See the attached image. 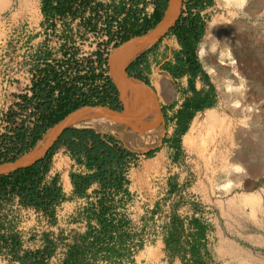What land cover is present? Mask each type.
Returning <instances> with one entry per match:
<instances>
[{"label":"rangeland","instance_id":"obj_1","mask_svg":"<svg viewBox=\"0 0 264 264\" xmlns=\"http://www.w3.org/2000/svg\"><path fill=\"white\" fill-rule=\"evenodd\" d=\"M184 1L181 0L179 15L186 10ZM261 2L213 0L202 11L206 24L205 34L198 45V55L209 80L199 77L196 85L205 92L214 88L215 104L196 112L194 117L202 114L204 118L209 109L215 108L221 121L217 126L201 128L190 146L184 143L183 134L174 160L176 164L156 159L147 168L151 173L163 166L166 173L160 180L157 176L158 186L164 189L170 186V180L167 183L164 180L169 176L181 192L179 203L193 200L198 211L191 214L184 209L174 214L169 222L168 208L163 206L172 203L174 198L159 196L161 204L157 209L160 212H152L156 205L150 207L149 204L154 198L144 197L148 211L144 213L142 222L134 221L130 226L132 231L141 235V249L135 254L137 256L130 255L126 264H264V15L257 17ZM149 11H152V6H149ZM216 18L217 32L237 36L236 40H232L231 56L223 54L218 46H208L204 53H200L210 25ZM222 19H227L228 24H222ZM43 20L41 0H0V138L6 131V115L16 100L15 94L24 91L35 55L48 38ZM225 40L229 41L228 38ZM50 44L55 49L59 46L56 36H51ZM179 47L175 35H167L163 41L155 40L143 51L155 50L150 59L141 61L142 76L147 82L128 73L132 79L151 88L157 100L156 115L163 124L162 136L170 135L175 127L172 121H164L162 106L169 108L193 94V91L185 90L189 87V75L175 80L168 72L159 70V63L164 60L172 62ZM115 49L112 50V57ZM136 59L124 68L127 70ZM120 104L122 112L126 106L121 91ZM169 114H174V110L170 109ZM103 133L114 134L128 148L137 150L141 158L146 151L159 149L161 144L141 149L139 143L129 142L121 133ZM233 167L239 170L234 171ZM192 187L200 189L201 193L211 189L220 203L211 199L214 203L208 204V199H203L200 192L197 196L190 190ZM21 215L27 213L19 212L18 216ZM196 221L202 227H198ZM46 223L42 221L40 224ZM217 227L222 237L206 235V230L214 231ZM192 232H196L197 237L191 236ZM102 259L99 258L100 262Z\"/></svg>","mask_w":264,"mask_h":264},{"label":"trees","instance_id":"obj_2","mask_svg":"<svg viewBox=\"0 0 264 264\" xmlns=\"http://www.w3.org/2000/svg\"><path fill=\"white\" fill-rule=\"evenodd\" d=\"M169 1L41 0L42 25L48 38L35 55L28 84L23 92L15 94L16 100L6 115V131L0 138V163L14 161L30 152L50 128L77 109L107 106L121 111L120 91L111 71L109 74L112 50L154 28L163 19ZM212 3L213 0H185L186 10L160 38L161 41L167 35L177 37L181 48L175 53L176 63L168 62L164 69L175 76L189 75L188 88L193 91L176 116L181 136L188 130L196 112L215 104L214 88L205 92L196 86L199 77L209 80L199 60L198 45L205 34L202 11ZM150 4L152 12L147 10ZM52 35L59 42L56 49L50 44ZM144 56L145 52L141 53L127 67L131 77L142 81H146L140 66ZM114 117L120 122L121 118ZM176 142L180 145L181 138ZM62 146L69 150L72 158L91 170L86 174L71 173L77 195L86 196L95 181L101 184L96 191L100 195V210L90 215L97 219L99 226L89 223L88 230L76 236L64 264H96L89 257L92 247L110 243L113 232L120 229L125 230L123 237L130 236L127 232L129 221H117L115 214L112 215L114 207L109 204L119 192L130 194L126 186L129 183L127 173L139 159V154L127 148L121 139L93 128L66 127L47 152L32 164L0 174V211L3 200L18 197L21 205L53 217L65 193L57 178L48 183L46 176L52 156ZM157 149L143 154L151 157ZM196 224L202 227L197 221ZM2 226L0 223V228ZM123 240L120 243L123 244ZM0 241L20 245L15 235L9 239L0 234ZM37 263L44 262L38 259Z\"/></svg>","mask_w":264,"mask_h":264},{"label":"crops","instance_id":"obj_3","mask_svg":"<svg viewBox=\"0 0 264 264\" xmlns=\"http://www.w3.org/2000/svg\"><path fill=\"white\" fill-rule=\"evenodd\" d=\"M180 48L181 47H179V49ZM153 51H155L153 48L146 50L145 56L141 61L149 60ZM166 63L168 62H165V60L159 63L160 71L168 72V74H170L175 80L187 77V75L175 76L167 71L164 69ZM172 63H176L175 57H173ZM142 65L141 62L140 66ZM185 90L190 92L188 87L185 88ZM185 100L186 99L179 102V104L176 103L171 105L169 108L162 106L164 121H172L175 127L170 135L162 136L160 147L154 152L153 156L147 157L144 155V158H141L139 154L137 165L132 166L128 170L127 177L129 178V183L126 186L128 187L130 194L128 195L125 192H119L109 203L114 207V209H112V215L115 214L117 221L125 219L126 221H129L130 226L134 221L139 222V220H141L140 222H142L144 213L148 211V204L145 203V198H149L150 196L154 199L150 200L151 203L149 206L154 207V205H156V207L151 210L152 212H155L156 210L160 212V209H157V206H160L161 204L159 196L175 199H173L172 203L170 202L167 203L165 207L163 206V208H168L169 222L174 214L180 211L183 212L184 209L186 212H191V214L194 211H198V208L195 207L196 203L193 200L187 201L185 204L179 203L181 192L175 187V185H173L169 176L164 180L167 183V180L169 179L170 186H167L165 189L158 186L156 180L158 178L159 180L162 179V176L166 173L163 166L159 168L157 172L150 173L147 169L148 165L154 162L153 160L157 159L158 162H165L166 160L174 161L178 155V148L180 145L177 144L176 140H179L181 135L178 132L176 116L182 108ZM170 109L174 110V114H169ZM188 130L184 134H186ZM110 135L115 136L114 134ZM129 149L133 152L137 151L133 150V148ZM51 162L46 181L50 183L54 178H57L58 184L63 188L65 198L56 206L53 217L42 210L21 205L18 197H14L12 200H3V207L0 211V223L3 226L0 228V234L9 239L12 235L17 236L20 240V245H7L4 244L3 241H0V264H38V259L43 260V264H64L69 254L70 244L75 241L76 236L85 233L88 230L89 223L94 224L96 227L99 226L97 219L95 217H90V215L94 210H100V195L96 192L101 187L100 182H93L88 189L87 195L79 196L74 192L71 173L86 174L91 170H89L84 164H81L72 158L69 150L65 146L59 148V150L52 156ZM174 164H176L175 161ZM157 176L159 177L157 178ZM190 190L193 193H197V196L201 191L195 187L190 188ZM200 194L203 199H208V204L214 203L211 199H215V195L211 189L208 190L207 193L200 192ZM214 201L220 203L219 199H215ZM19 212L27 213V215L18 216ZM110 216L111 215L108 214V217ZM189 217L192 216L190 215ZM42 221L47 223L45 225L40 224ZM62 222H66L65 225L63 224L64 227ZM130 226L127 230L130 236L123 237L125 230L120 229L113 232V239L110 243L106 242L103 245L98 244L92 247L89 254L90 260L96 264H102V262L104 264H126V260H128L130 255L131 257L137 256L135 254L141 249L139 247V238L141 235H139L138 231H132ZM138 227L139 226L137 225V229ZM194 231L198 230L194 228ZM206 235L209 237L223 236L219 227L215 228L214 231L206 230ZM191 236L197 237L196 232H192ZM120 237L121 239L124 238L123 244L120 243L121 239L117 240ZM50 240L53 241V244L49 243ZM109 248H113V250L111 251ZM99 258H103L101 262Z\"/></svg>","mask_w":264,"mask_h":264},{"label":"bare ground","instance_id":"obj_4","mask_svg":"<svg viewBox=\"0 0 264 264\" xmlns=\"http://www.w3.org/2000/svg\"><path fill=\"white\" fill-rule=\"evenodd\" d=\"M180 3L181 0H171V6L165 18L157 27L152 28L150 33L146 36L139 35L123 43L115 49L113 57L109 60L113 80L118 85L121 91L122 101L126 106L124 111L118 113L109 110L107 107H86L75 111L66 121L55 125V128H50L38 142L37 146L23 158L33 159L41 155L56 137L61 129V125L64 123L73 127L94 128L99 132L121 133L129 142L131 141V143L133 142L135 144L139 143V148L141 149H148L153 146L156 147V145L160 143L163 134V124L161 118L156 115L155 110L157 100L148 85L129 78L126 67L124 68V66L135 60L141 52L149 48L151 44L167 30L179 14ZM263 15L264 1L262 0L260 3V12L257 14V17L260 18ZM216 22H218V18L212 21L209 28V35L202 43L200 53H204L208 46H218L223 54L225 53L227 56H231L230 47L233 45L232 40H236L237 36L233 33L231 34L224 31L217 32ZM221 22L224 25L228 24L227 19H222ZM225 38H228L229 41L227 42ZM113 114L118 118L123 117L119 125H116L117 120ZM219 121H221V116L215 108L209 109L204 118L202 114L196 116L190 129L184 135V143L190 146L201 128L208 125L217 126ZM8 169L9 165L0 166V171ZM232 170L237 171L239 168L233 167Z\"/></svg>","mask_w":264,"mask_h":264},{"label":"water","instance_id":"obj_5","mask_svg":"<svg viewBox=\"0 0 264 264\" xmlns=\"http://www.w3.org/2000/svg\"><path fill=\"white\" fill-rule=\"evenodd\" d=\"M181 4V3H180ZM170 6H171V0L169 1V6H168V9L166 10V12H165V15H164V17H163V19L165 18V16H166V13H167V11L169 10V8H170ZM179 17V14H178V16L174 19V21H173V23L167 28V30L164 32V33H162L160 36H159V38H158V40L162 37V36H164L167 32H168V30L170 29V27L175 23V21H176V19ZM162 19V20H163ZM161 20V21H162ZM160 21V22H161ZM160 22L158 23V24H160ZM157 24V25H158ZM157 25L155 26V27H157ZM154 27V28H155ZM150 33V30L147 32V33H145V34H143V35H141V36H146V35H148ZM135 37H137V36H135ZM135 37H132L130 40H132L133 38H135ZM125 43V42H124ZM121 46V45H120ZM126 72H127V70H126ZM128 73V72H127ZM129 76V75H128ZM129 78H131L130 76H129ZM86 107H107V106H84V107H82V108H80V109H83V108H86ZM107 108H109V110H113V111H116V112H118V113H121V111H118V110H115V109H112V108H110V107H107ZM80 109H77L76 111H78V110H80ZM75 112V111H74ZM74 112H72V113H70L68 116H66L63 120H61L59 123H63L64 121H66V119L70 116V115H72ZM58 123V124H59ZM70 125H68L67 123H64V124H62L61 125V129H60V131L58 132V134L56 135V137L53 139V141L49 144V146L44 150V152L41 154V155H39V156H37V157H35V158H33V159H27V158H23L24 156H26L27 154H25L24 156H21V157H19V158H17V159H15L14 161H8V162H3V163H0V166H7V165H9V169L8 170H5V171H0V174H5V173H10V172H12V171H14V170H16V169H19V168H21V167H24V166H27V165H30V164H32L34 161H36L38 158H40L42 155H44L46 152H47V150L55 143V141L58 139V137L60 136V134L64 131V129L66 128V127H69ZM39 142V141H38ZM37 146V145H36ZM35 146V147H36ZM34 147V148H35ZM33 148V149H34ZM32 149V150H33ZM31 150V151H32ZM30 151V152H31ZM29 152V153H30Z\"/></svg>","mask_w":264,"mask_h":264},{"label":"built area","instance_id":"obj_6","mask_svg":"<svg viewBox=\"0 0 264 264\" xmlns=\"http://www.w3.org/2000/svg\"><path fill=\"white\" fill-rule=\"evenodd\" d=\"M149 6H152L151 4L150 5H148V7H147V10L149 11ZM152 10H153V6H152ZM150 12V11H149ZM152 12V11H151ZM109 74H110V70H109ZM111 75V74H110ZM113 78V77H112Z\"/></svg>","mask_w":264,"mask_h":264}]
</instances>
